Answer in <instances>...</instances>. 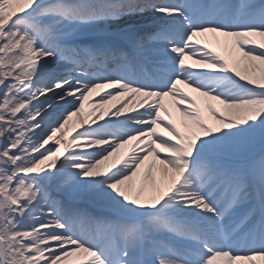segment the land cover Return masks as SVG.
Listing matches in <instances>:
<instances>
[{
  "label": "snow or ice",
  "instance_id": "obj_1",
  "mask_svg": "<svg viewBox=\"0 0 264 264\" xmlns=\"http://www.w3.org/2000/svg\"><path fill=\"white\" fill-rule=\"evenodd\" d=\"M0 264H264V0H0Z\"/></svg>",
  "mask_w": 264,
  "mask_h": 264
},
{
  "label": "bare ground",
  "instance_id": "obj_2",
  "mask_svg": "<svg viewBox=\"0 0 264 264\" xmlns=\"http://www.w3.org/2000/svg\"><path fill=\"white\" fill-rule=\"evenodd\" d=\"M145 19H146V17H144L143 19H139L138 22H139L140 24H145L146 22L150 21V16H149V18H147V20H145ZM208 39H209V41L212 40L211 37H209ZM224 54H227V53L225 52ZM101 94H103V90L101 91ZM92 99L96 100L95 103H94V108L91 107V106H86V107L84 108V111H85L86 113H94V112H97V111H98V109H97V105L99 104V96H98V95L90 96L88 100H92ZM114 105H115V106H118V102H117V101H110L108 105H105V106H104V109H105V110H108L109 108H111V107L114 106ZM105 118L107 119V118H109V117H105ZM73 123L76 124V125L78 126V122L76 121V118H75V117L73 118ZM70 127H71V125H70Z\"/></svg>",
  "mask_w": 264,
  "mask_h": 264
},
{
  "label": "rangeland",
  "instance_id": "obj_3",
  "mask_svg": "<svg viewBox=\"0 0 264 264\" xmlns=\"http://www.w3.org/2000/svg\"><path fill=\"white\" fill-rule=\"evenodd\" d=\"M95 101L96 100H94V99H92V100H87L86 102H85V107L86 106H91V107H93L94 108V103H95ZM97 109H98V111H100V109L97 107Z\"/></svg>",
  "mask_w": 264,
  "mask_h": 264
}]
</instances>
